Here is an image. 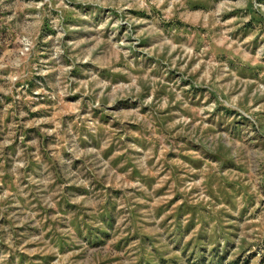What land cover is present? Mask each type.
I'll list each match as a JSON object with an SVG mask.
<instances>
[{
  "label": "rangeland",
  "instance_id": "obj_1",
  "mask_svg": "<svg viewBox=\"0 0 264 264\" xmlns=\"http://www.w3.org/2000/svg\"><path fill=\"white\" fill-rule=\"evenodd\" d=\"M0 264H264V0H0Z\"/></svg>",
  "mask_w": 264,
  "mask_h": 264
}]
</instances>
